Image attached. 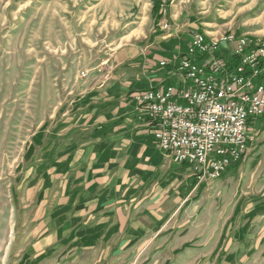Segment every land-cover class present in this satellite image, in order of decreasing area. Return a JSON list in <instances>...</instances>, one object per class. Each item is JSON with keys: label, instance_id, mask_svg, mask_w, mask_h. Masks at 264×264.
<instances>
[{"label": "rangeland", "instance_id": "1", "mask_svg": "<svg viewBox=\"0 0 264 264\" xmlns=\"http://www.w3.org/2000/svg\"><path fill=\"white\" fill-rule=\"evenodd\" d=\"M195 30L262 39L264 0H0V264H264V154L250 141L216 181L174 163L151 211L127 222L72 221L57 204L44 153L58 121L119 69L121 49L150 59L160 38L187 45Z\"/></svg>", "mask_w": 264, "mask_h": 264}, {"label": "crops", "instance_id": "2", "mask_svg": "<svg viewBox=\"0 0 264 264\" xmlns=\"http://www.w3.org/2000/svg\"><path fill=\"white\" fill-rule=\"evenodd\" d=\"M162 38L150 59L137 47L118 51L113 60L119 69L87 91L58 121L53 155L46 150L44 156L55 158V181L64 199L57 204L74 207L72 221L123 223L144 210L149 213L159 190L155 188L160 186L156 177L176 165L163 157L150 134L147 116L132 98L137 90L168 81L167 70L159 62L186 47L187 38ZM248 134L249 149L261 157L264 115L251 122Z\"/></svg>", "mask_w": 264, "mask_h": 264}, {"label": "built area", "instance_id": "3", "mask_svg": "<svg viewBox=\"0 0 264 264\" xmlns=\"http://www.w3.org/2000/svg\"><path fill=\"white\" fill-rule=\"evenodd\" d=\"M159 65L168 81L133 92L159 150L213 181L244 157L251 122L264 115V38L211 43L192 31L185 50Z\"/></svg>", "mask_w": 264, "mask_h": 264}]
</instances>
